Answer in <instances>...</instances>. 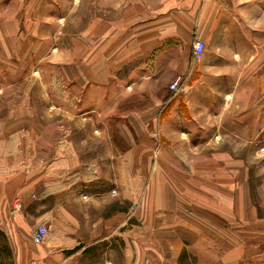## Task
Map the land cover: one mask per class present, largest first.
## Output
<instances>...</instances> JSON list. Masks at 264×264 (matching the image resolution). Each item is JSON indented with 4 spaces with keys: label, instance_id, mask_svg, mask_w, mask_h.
<instances>
[{
    "label": "crops",
    "instance_id": "obj_1",
    "mask_svg": "<svg viewBox=\"0 0 264 264\" xmlns=\"http://www.w3.org/2000/svg\"><path fill=\"white\" fill-rule=\"evenodd\" d=\"M95 1L88 25L63 17L43 138V9L0 0V264H264V186L220 148L264 129V0Z\"/></svg>",
    "mask_w": 264,
    "mask_h": 264
},
{
    "label": "rangeland",
    "instance_id": "obj_2",
    "mask_svg": "<svg viewBox=\"0 0 264 264\" xmlns=\"http://www.w3.org/2000/svg\"><path fill=\"white\" fill-rule=\"evenodd\" d=\"M48 3H46L45 0H39V4H41L43 9L42 11L43 16L40 15L41 18H39V30H38L39 50L37 51L38 66L34 67L33 69V75L34 77H37V80H36V84H32V90L37 91L39 95L38 98L32 99L33 108L35 106V111H34V115H32V118L34 119L35 122L39 123V125H42V127H44L42 130L37 131L38 136L43 138L46 137L47 131L45 130V127H46V123L52 119L51 116L53 115H49L51 114L52 111H54L55 113L53 116L55 123H60L62 120L61 115L56 114L57 112L55 109L53 110L49 108V106L51 105H49V103L47 102V98L44 97L45 95L44 93L53 87H54V91L60 90L61 82L60 79L57 77L59 71L55 68V65L53 64L60 63L61 61L60 47H61V39H62L61 31L63 29L62 26L63 17L64 15L66 16L67 13H71L69 25L70 26L76 25L75 29H77L78 27H82V25L79 24L81 21L82 23H85V25H88L89 22L94 20L93 14L95 13V7H96L95 5H97L95 0H70V1L50 0ZM79 3H81L82 8L80 9L81 14H79L81 17L78 20V16H79L78 13L74 12L73 14L75 16H73L72 8H74L73 11H75ZM64 25H66V22L64 23ZM58 49L59 51H57ZM36 70L39 72V75L37 76H35ZM53 74H54L53 76L54 81L50 85V81L48 82L47 79L51 78V75ZM40 81L42 82L43 85L40 84ZM27 90H29V84H21V92H25ZM15 100L18 101V99L15 98L12 99V101ZM10 101L11 100H9V102ZM258 104L264 106V97L259 98ZM1 105H5V102L1 101L0 106ZM261 115L262 117H264V113ZM0 116L7 117L6 114H0ZM262 122H264V118H262ZM40 132L43 135H40L41 134ZM50 132L51 131L49 130L48 133ZM225 134L227 139H233L232 143L227 144L225 146H221L220 148L225 149L227 153L231 152V154L241 155L242 160L245 162L244 163L245 166L248 169L253 170L254 174L256 175L257 182L258 180H260L259 187L261 186L263 187L264 186V129L260 128L256 130L254 136L255 139L256 138L257 139L252 140V142L249 140L250 136L252 135L249 134L248 130L246 131L243 130V135H241L242 138L241 143H238L237 141L235 144H233L234 141L233 131H225ZM216 138L217 136H214V139ZM217 147L218 146H209V151ZM201 149H208V147L203 146ZM138 155L140 156L141 154ZM138 166L140 169L141 163L135 162V168L136 167L138 168ZM262 192L264 193V187L262 189ZM139 194H140L139 190L135 192L134 201L136 205L139 202ZM135 222H137L136 218H135ZM135 225L137 224L135 223ZM139 233L140 232H138V235ZM178 262L181 264H186L189 263V260L186 261V258L181 257L178 260Z\"/></svg>",
    "mask_w": 264,
    "mask_h": 264
},
{
    "label": "built area",
    "instance_id": "obj_3",
    "mask_svg": "<svg viewBox=\"0 0 264 264\" xmlns=\"http://www.w3.org/2000/svg\"><path fill=\"white\" fill-rule=\"evenodd\" d=\"M204 43L200 39H195L192 44V56L195 60L201 59L204 51ZM181 83V77H176L169 85L171 91L179 89ZM21 208V202L19 199H15L13 202V211L17 212ZM48 234V228L44 224L37 225L31 235V240L35 244H41L45 241Z\"/></svg>",
    "mask_w": 264,
    "mask_h": 264
}]
</instances>
